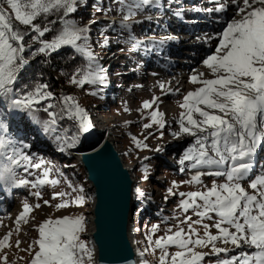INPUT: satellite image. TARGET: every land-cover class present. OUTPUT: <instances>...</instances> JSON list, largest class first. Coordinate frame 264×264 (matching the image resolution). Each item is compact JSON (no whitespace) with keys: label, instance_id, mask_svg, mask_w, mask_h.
<instances>
[{"label":"snow or ice","instance_id":"obj_1","mask_svg":"<svg viewBox=\"0 0 264 264\" xmlns=\"http://www.w3.org/2000/svg\"><path fill=\"white\" fill-rule=\"evenodd\" d=\"M211 2L213 7L193 10L208 14L226 13L230 6H235L234 15L220 33L205 35V42L218 38L212 54L202 61L211 78H205L204 72L194 70L190 83L199 86L188 91L179 102L178 130L171 132L174 139H194L178 164L181 172L196 170L184 183L200 187L195 191L178 193L181 197L178 208L184 218L180 219L178 215V223L168 227L164 235L154 239L161 231V225L151 227L147 235L148 247L144 252L150 249L155 254L158 251L157 264H203L209 256L217 257L215 264H264V171L251 175L254 172V157L258 149H264V0ZM85 3L86 0H0V103H6L14 112L32 116L36 123L42 125L44 132L54 135L60 152L76 148L79 135L69 137L67 130L63 135L58 134L59 122L65 118L72 120L78 132L86 134L94 127L89 113L73 95L62 93L55 97L46 83L37 82L31 89L27 85L24 89L16 85L31 58L40 54L50 56L64 46H70L86 60V64L78 67L69 77L71 85L83 87L85 84L107 83V69L89 43L90 25L95 21L78 26L76 21L65 19ZM120 3L119 11L124 13L121 28L128 29L125 43L131 45L130 51H134L141 44L132 33L131 21L137 11H143L146 6L163 9L164 4L161 0H131L130 3L120 0ZM173 3L176 0H167L169 7ZM97 11H101L98 6ZM53 14L59 15L62 28L51 40L42 39L46 33L53 31L51 25L56 21H49L43 27L35 21L38 17L47 19ZM182 14L183 9L178 7L174 15L179 17ZM14 22L28 26L35 33L31 42L26 40L29 32L21 31ZM177 39L175 35H165L155 43L164 45ZM34 43L38 46L33 50ZM109 43L105 37L100 46L107 47ZM26 52L30 55L26 56ZM159 87L164 92L169 91L163 82H159ZM98 91L91 94L95 96ZM158 101L159 97H153L142 103V110H153L147 113L149 122L142 125L144 138L132 136L137 149H149L145 141L153 135L148 130L154 126L161 130L160 138H163L162 130L168 121L158 106L153 108ZM124 110L129 111L127 108ZM41 111L46 113L47 119H40L37 114ZM27 148L28 145L9 135L8 124L0 119V185L5 188H30L35 190L32 195L39 200L42 199L43 187H55L61 181L51 178L53 169L44 166V161L33 162L26 152ZM162 150L161 147L153 149ZM41 168L43 171L39 174L32 171ZM20 169L23 176L18 172ZM206 176L222 178V182L213 180L208 186L202 179ZM143 179H149L146 166ZM177 187L173 182L165 199L177 195L174 190ZM72 192L77 195L73 197L69 192H53L50 200H43V205L52 207V201H59L54 205L57 211L73 205L82 207L86 202L84 189L72 188ZM137 193L140 197L145 195L139 189ZM41 207L39 202L34 205L27 200L23 202L14 222L17 234L22 231V225L35 220L32 213ZM189 211L192 215H187ZM33 228L37 237L28 243L27 248L21 249L29 254L27 264H94L93 249L81 238L86 231L84 215L48 216L34 224ZM12 236L13 231H9L0 238V264H10L5 250L13 247ZM21 243L20 239H16L15 247L20 248ZM171 248L175 251H170ZM231 252L235 254L220 258L221 254Z\"/></svg>","mask_w":264,"mask_h":264},{"label":"rangeland","instance_id":"obj_2","mask_svg":"<svg viewBox=\"0 0 264 264\" xmlns=\"http://www.w3.org/2000/svg\"><path fill=\"white\" fill-rule=\"evenodd\" d=\"M123 2L130 3L131 0H123ZM162 3L164 4L163 9L167 8L169 11L146 6L143 11H137L136 16L131 21L132 33L137 40L141 41L139 48L134 51H130L131 45L125 43L128 36V29L121 28L120 22L124 13L119 11L121 6L120 0H86L85 5L79 6L76 13L69 14L71 15L69 19L76 21L78 26H84L89 24L90 21H95V23L90 25L89 43L92 45L94 54L100 58V63L108 72L106 84H85L83 87L71 85L68 82L69 79H63L60 75L53 74L54 79L58 83L59 96L62 93L73 95L89 113L94 124L93 129H91L89 133L80 134L76 123L65 118L71 126L66 129L67 135L69 137L79 135V143L76 148L60 152L54 135L44 132L42 125H37L29 114L14 112L8 108L6 103L2 104L1 108L8 115L6 123L10 124L12 132L18 130L15 134L16 138L19 142L23 140V143L28 145L26 152L32 157L33 162L38 163L44 161V166L53 169L51 178H56L61 181V183L55 187H43L41 189L42 199L39 200L32 195V192L35 190L30 188H5L1 185L2 189L5 191L6 197H3V209L0 208L2 209L0 211V222H2V226H0V238L9 231H13V247L5 250L10 264H27L29 254L26 251H21V249L27 248L28 243L37 237L38 234L33 228V225L40 223L48 216L55 218L64 215L77 216L82 214L85 216L86 221L91 209V195L86 191L87 181L85 173L71 155L75 152V149L93 144L94 141L97 140L98 132L101 133L106 130H113L112 133L115 136L114 138L116 139L118 149L122 154H125L123 155L126 162L129 165H138L136 176L142 185L143 193H145L141 202H150L149 204L152 205L149 212L144 213L139 211L137 215V233L139 234V229H141L139 234L140 238H138L143 249L148 247L147 235L154 224L161 225V231L153 237L155 239L158 236L164 235V231L168 227L178 223L176 219L178 215L180 219L184 218L183 215L180 214V209L178 208V202L181 199L178 193L195 191L200 186L184 183L190 180L191 175H193L196 170L185 169L184 172L180 171L178 160L187 149L188 143H184L185 137L174 139L171 136V132L178 130L176 120L181 111L179 102L182 101L183 96L188 91L194 90L199 85L190 83L189 77L193 74L194 70L197 72V68L195 67L188 70L186 83H184L183 89L178 92L175 91L178 88H174V83L172 84L174 78H168V74L166 75L167 80H158V78H152L147 75V72L150 71V67L152 66H166L171 63L172 59H180L183 53L193 54V52H195L190 51V49H180L183 46L176 43V41H168L164 45L155 43L165 35H175L178 38V35L171 30L169 24L178 26L183 20H186L185 18L174 15L177 11V7H175L176 5L174 3L170 7L166 1H162ZM183 5L185 7L188 6L184 3ZM97 6L101 11H97ZM185 16H187V14H185ZM149 17L151 18L150 20L148 19ZM106 19H115V22H111L113 25L109 26L108 24L110 22H107ZM103 24L106 25L105 28H107V32L103 33L102 36L99 32L103 30V28H101ZM105 37L109 39L110 43L107 47L102 48L100 45ZM173 48L178 49L179 53L177 54L175 52L177 57L174 56L173 52H170ZM121 49H123V51H121ZM146 49L148 50L146 51ZM190 62L191 65L195 63L193 60ZM203 72L205 73V78H211L206 68H203ZM159 82L165 83L169 91H162L159 87ZM111 89L114 92H112ZM97 90H99L97 95L94 96L91 94ZM52 92L55 95V92ZM55 97L57 96L55 95ZM153 97H159L157 105H154L153 108L155 109L158 106L159 110L166 114L165 119L168 123L165 129L162 130L164 132L163 138H160L161 130H158L156 126H154L152 129L148 130L152 132L153 135L145 141L149 145V149H137L132 141V136H136L139 139L144 138L145 130L142 125L149 122L147 113L153 110H142L141 106L143 101H150ZM125 108L129 109V111L126 112L124 110ZM6 109H8V111H6ZM12 114L15 119L12 118ZM173 114L176 115L173 116ZM0 119H3L1 113ZM19 126H22V128L20 129ZM64 130L58 129V134L63 135ZM19 131L24 134L19 135ZM179 141H181V143ZM178 144L179 147H176ZM157 147H161L163 150L153 151V149ZM263 150L264 149H262V151L258 149V152L261 151L260 157L264 155ZM144 157H149V159L145 160L143 159ZM262 164L260 160L257 163V165L261 166ZM145 166L149 170L148 180L143 179ZM57 169L59 170L58 172L56 171ZM32 171L39 174V172L43 171V168L39 170L33 169ZM18 172L21 176L24 175L22 169L18 170ZM29 178L31 179L34 177ZM202 179L204 184L208 186H211L213 180H216L218 183L222 182V178L216 177L206 176L202 177ZM173 182H176L178 185V187L174 189L177 195L168 196V198L165 199V196L168 195L167 189L172 187ZM69 185L72 187H69ZM80 187L84 189L83 195L86 201L82 207L73 205L57 211L54 205L59 201H52V207L43 205V200H50L53 192H69L74 197L77 193L72 192V188ZM8 194L14 195L15 198L8 199ZM25 200L33 205L39 202L42 207L32 213L35 220L30 221L27 225H22V231L17 234L15 232L16 226L14 222L17 215L22 210V205ZM187 215H192L191 211H189ZM193 219H196V217L193 216ZM184 227H186V225H184ZM87 229L88 226L86 223V231ZM212 231L215 232V229H212ZM84 233L81 235L82 239H84ZM16 239L22 241L20 248L15 247ZM84 240L86 241V239ZM169 250L175 251L174 248ZM245 250L249 252L252 251L249 249ZM203 251H209V249H203ZM146 253V263L157 264L159 252L157 251L153 254L149 249ZM233 254H235V252L221 254L220 258H229ZM216 259L217 257L215 256L206 257L203 264H209V262L215 264Z\"/></svg>","mask_w":264,"mask_h":264},{"label":"water","instance_id":"obj_3","mask_svg":"<svg viewBox=\"0 0 264 264\" xmlns=\"http://www.w3.org/2000/svg\"><path fill=\"white\" fill-rule=\"evenodd\" d=\"M109 135L110 131L98 132L93 144L75 149L71 156L82 167L91 195L83 237L93 249L94 264H144L147 253L135 233L136 212L143 198L137 193V189L142 192L138 165L125 162Z\"/></svg>","mask_w":264,"mask_h":264},{"label":"bare ground","instance_id":"obj_4","mask_svg":"<svg viewBox=\"0 0 264 264\" xmlns=\"http://www.w3.org/2000/svg\"><path fill=\"white\" fill-rule=\"evenodd\" d=\"M162 1L167 2V0H161V2ZM201 1L202 0H176V3H174L176 5L175 7L183 8V14H182V16H179V17L185 18L186 20H183L180 23V25H178V26H173V25L169 24V26L171 27V30L174 31V33L178 35V39L176 40V43H179L180 45L183 46L180 49H185L188 47L195 48V49H192L193 51H195V52H193V54L194 55L198 54V55L194 56L192 53L191 54L183 53V55L180 59L174 58L171 60V63L167 64L166 66H157V67L152 66V67H150V71L147 72L148 76H151L152 78H158V80L159 79L167 80L166 75L168 74L167 75L168 78L169 77L174 78V80H173L174 82H172V84L174 83L173 87L178 88L179 91L183 89L184 83H186L185 81H186V77L188 75L187 74L188 70H191V68L195 67V68H197V72H203V68H205V67L202 64V61L208 55L212 54V52L214 51V49L218 43V38L213 39L209 42H205V39H204L205 35L207 34V35H214L215 36L216 34L220 33L223 30V27L226 26V22L228 20H230V18L234 15V11H235V6H230L226 13L208 14V13L202 12V11L201 12L194 11L193 10L194 8H207V7H213L214 6L213 3L211 2V0H204L202 2ZM223 2H227V0H223ZM183 3L187 4L188 6L185 7L183 5ZM163 10L169 11V10H167V8L163 9ZM185 14H187V16H185ZM106 20H107V22H110L108 24L109 26H112L113 23L115 22V19H112V20L106 19ZM117 20H119V19H117ZM111 22H113V23H111ZM105 24H106V21H105ZM105 24H103V26L101 27V28H103V30H101L99 33L107 32V28H105V26H106ZM197 37H200V39H197ZM170 52H173L174 56H176V57H177V55H175V52L177 54L179 53L177 48H173V50H171ZM191 60H193L195 62L192 65L190 64ZM111 91H112V89H111ZM112 92H114V91H112ZM175 115L176 114H173V116H175ZM106 131L111 132V135H109V136L111 138H113L114 141L116 142V139L114 138L115 136L112 133L113 130L110 129V130H106ZM184 139H185L184 143L186 142V143H188V145H190L191 143L194 142V139L191 137H185ZM179 142L181 143V141H179ZM116 144H117V142H116ZM188 145H187V147H188ZM117 147H118V145H117ZM176 147H179V144ZM261 151H262V149H261ZM260 152H257V155L254 157V172L251 175L259 174L261 171H264V155H262V157H260L261 156ZM259 160L263 163L262 166L257 165ZM125 162H126V160H125ZM142 192H143V188H142ZM7 196H8V199L15 198V196L12 194H8ZM3 197H6V194H5V191L2 189V186L0 185V208H2V205L4 204ZM2 209H0V211ZM17 210H18V208H17ZM13 217H16V216H13ZM135 232H136V234H138L137 231H135Z\"/></svg>","mask_w":264,"mask_h":264},{"label":"trees","instance_id":"obj_5","mask_svg":"<svg viewBox=\"0 0 264 264\" xmlns=\"http://www.w3.org/2000/svg\"><path fill=\"white\" fill-rule=\"evenodd\" d=\"M71 18V15H69L68 17H65V19H69ZM55 20L56 23L51 25L53 31L46 33L45 37L42 39H48L51 40L53 38V36L55 34L58 33V31L62 28V24L60 22L59 19V15L58 14H53L51 16H48L47 19H45L44 17H38L37 20L35 21V23L41 24V26L43 27L45 24H47L49 21ZM17 24V26L20 28L21 31H25L27 30L29 32V36L26 37V40H28L29 42H31V36L35 35V33H33L31 31L30 28H28V26H23V25H18V22H14ZM38 44H33V50L35 49V47H37ZM26 56H29L30 53L26 52L25 54ZM86 64V60L81 57L79 54L75 53V51L70 48V47H66L64 46L62 49L58 50L55 53H52L50 56H44L43 54L31 58L30 59V63L29 66L26 67L25 70L22 71L19 81L17 83V87L20 89H24V86L27 85L28 89H31L35 83L40 82V83H46L49 85V89L55 92V95L57 97H59V87H58V83L57 81L54 79L53 74H58L60 75L63 79H69V77L75 72V70L78 67H81L83 65ZM55 102V101H53ZM2 104L4 103H0V113L2 114V118L4 120V122L6 123L7 120V114L6 112L1 108ZM6 111H8V109H6ZM41 120L43 119H47V115L44 112H39L37 114ZM12 118L15 119L14 115L12 114ZM31 118L33 119V117L31 116ZM34 120V119H33ZM17 121V120H16ZM35 122V120H34ZM9 126V135L16 139L17 141H19L16 138V131L12 132L11 128H10V124L6 123ZM37 125H41L36 123ZM59 129L62 130H66L68 129V127H71L69 125V123L66 121V119L61 120L59 122ZM19 128L21 129L22 126H19ZM19 135L20 134H24L21 133L20 131L18 132ZM23 143V140L20 141ZM24 144V143H23ZM79 167L82 169V167L79 165ZM152 205L149 204L146 201H143L140 203L137 212H136V216L137 214L140 212H149L151 210ZM151 216V215H150ZM136 225H137V221H136ZM85 239V238H84ZM87 241V239H86ZM88 243V241H87ZM147 264V263H146Z\"/></svg>","mask_w":264,"mask_h":264}]
</instances>
